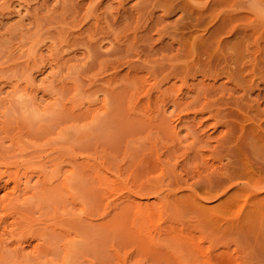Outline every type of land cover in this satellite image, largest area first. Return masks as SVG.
I'll use <instances>...</instances> for the list:
<instances>
[{"label": "rangeland", "instance_id": "374dc122", "mask_svg": "<svg viewBox=\"0 0 264 264\" xmlns=\"http://www.w3.org/2000/svg\"><path fill=\"white\" fill-rule=\"evenodd\" d=\"M260 166L264 0H0V264H264Z\"/></svg>", "mask_w": 264, "mask_h": 264}, {"label": "bare ground", "instance_id": "6f19581e", "mask_svg": "<svg viewBox=\"0 0 264 264\" xmlns=\"http://www.w3.org/2000/svg\"><path fill=\"white\" fill-rule=\"evenodd\" d=\"M18 9H20V8H18ZM18 9H17V10H18ZM17 10H15V13H17ZM20 10H21V9H20ZM19 13H20V12H19ZM22 13H23V12H22ZM19 15H20V14H18L17 16H19ZM22 16H23V15H22ZM22 16H19V17H22ZM17 100L20 101L19 103H20L22 109L31 108V109H32V112H33V114H34L35 116H37L38 112H41V113H42V111L39 109L38 104L36 103V105H35L34 103H32L31 100H30L29 98H27L25 94H23V93L18 94V95H17ZM259 171H260V172H263V171H264V166H260V167H259ZM23 185H24V187L27 188L28 180H25V181L23 182ZM135 206H136L135 208H137V209H135V213L137 212L136 210H138L137 213L139 214V212H140L141 209H142V206H141V205H135ZM140 213H141V212H140Z\"/></svg>", "mask_w": 264, "mask_h": 264}]
</instances>
